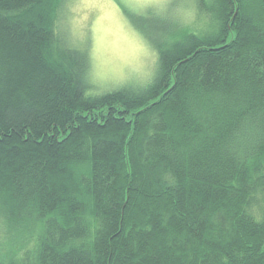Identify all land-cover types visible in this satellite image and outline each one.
<instances>
[{
  "label": "trees",
  "instance_id": "obj_1",
  "mask_svg": "<svg viewBox=\"0 0 264 264\" xmlns=\"http://www.w3.org/2000/svg\"><path fill=\"white\" fill-rule=\"evenodd\" d=\"M61 5L0 0V264H264V0L134 20L154 71L102 93Z\"/></svg>",
  "mask_w": 264,
  "mask_h": 264
},
{
  "label": "rangeland",
  "instance_id": "obj_2",
  "mask_svg": "<svg viewBox=\"0 0 264 264\" xmlns=\"http://www.w3.org/2000/svg\"><path fill=\"white\" fill-rule=\"evenodd\" d=\"M195 2L196 0H62L56 17L55 32L69 40L75 48L88 51L89 80L97 92L128 85L141 86L154 71L156 52L133 23L148 25L152 21H178L183 26L199 28L201 24L195 19Z\"/></svg>",
  "mask_w": 264,
  "mask_h": 264
}]
</instances>
